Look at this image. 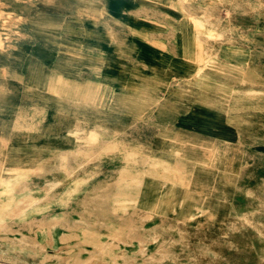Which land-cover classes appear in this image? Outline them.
Wrapping results in <instances>:
<instances>
[{
    "label": "rangeland",
    "instance_id": "1",
    "mask_svg": "<svg viewBox=\"0 0 264 264\" xmlns=\"http://www.w3.org/2000/svg\"><path fill=\"white\" fill-rule=\"evenodd\" d=\"M0 264H264V0H0Z\"/></svg>",
    "mask_w": 264,
    "mask_h": 264
},
{
    "label": "crops",
    "instance_id": "2",
    "mask_svg": "<svg viewBox=\"0 0 264 264\" xmlns=\"http://www.w3.org/2000/svg\"><path fill=\"white\" fill-rule=\"evenodd\" d=\"M176 19V17H174V18H172L171 19V22L172 21H174ZM66 24H68V23H66ZM68 26H69V29H67L66 30V28L67 27H65V28H63L62 26H61V28L60 29H58V31L60 32V34L61 35H63L64 36V31L63 30H66V32L67 31H69V33L71 32V31H73L75 28L74 27H72L71 26V24L69 23L68 24ZM71 26V27H70ZM173 29V28H172ZM135 31H139V32H141L142 33V37H146V32H145V30L144 29H141L140 27H136L135 29H134V35L138 38L140 35H137L136 33H135ZM173 32H174V30H173ZM65 37V36H64ZM137 38H136V40H137ZM138 41V40H137ZM142 41H140L139 42V44H140V46H145V45H147V46H149L150 47V49H151V51H155L156 53H157V51H160V49L159 48H157L158 46H156L155 44H144V43H141ZM176 43H177V46H176V48L178 47V42H177V40H176ZM177 51V50H176ZM157 54H159V53H157ZM198 55V57L200 56L199 54H197ZM195 56H196V54L193 56H191V58H189V60H190V64L192 65V70H191V72H189V76H194L195 74H201L202 72L199 70V66L200 65H202V66H204L205 64H207V62H208V60H206V58H203V57H201L202 58V61L201 62H197V61H195ZM137 97H139V96H137ZM171 109V108H170ZM151 113H153V112H151ZM154 114V113H153ZM182 115V117H184V116H189L190 115V113H187V114H181ZM202 114H199L198 116L200 117ZM154 117H155V115H154ZM170 121L171 120H169V119H165V120H163L162 121V123H161V128H160V130H161V133H162V137L164 138V141L166 142L167 140H168V138L166 137V134H168L169 133V128H167L168 127V125H169V123H170ZM187 151H188V153H187V155H189L190 156V154H191V152H192V150L190 149V148H188L187 149ZM193 154H194V152H192ZM191 172H193V171H191ZM192 175V174H191ZM157 199H160V198H157ZM153 200V199H152ZM150 203H152V202H150Z\"/></svg>",
    "mask_w": 264,
    "mask_h": 264
},
{
    "label": "bare ground",
    "instance_id": "3",
    "mask_svg": "<svg viewBox=\"0 0 264 264\" xmlns=\"http://www.w3.org/2000/svg\"><path fill=\"white\" fill-rule=\"evenodd\" d=\"M201 62L202 61V58L199 56V58L197 59V62Z\"/></svg>",
    "mask_w": 264,
    "mask_h": 264
}]
</instances>
